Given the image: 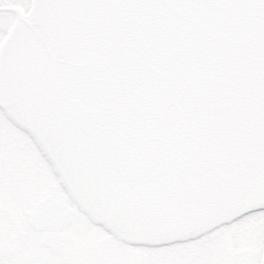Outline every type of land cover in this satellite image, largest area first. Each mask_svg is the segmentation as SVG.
Masks as SVG:
<instances>
[{
  "label": "snow or ice",
  "instance_id": "snow-or-ice-1",
  "mask_svg": "<svg viewBox=\"0 0 264 264\" xmlns=\"http://www.w3.org/2000/svg\"><path fill=\"white\" fill-rule=\"evenodd\" d=\"M0 264H264V0H0Z\"/></svg>",
  "mask_w": 264,
  "mask_h": 264
},
{
  "label": "rangeland",
  "instance_id": "rangeland-1",
  "mask_svg": "<svg viewBox=\"0 0 264 264\" xmlns=\"http://www.w3.org/2000/svg\"><path fill=\"white\" fill-rule=\"evenodd\" d=\"M74 225L75 227L73 232L55 236L56 238H48L45 233L36 234V239L38 240V248L36 249L37 253L43 257L48 256V258L62 255L59 253L62 249L61 240L67 242L68 248L71 251H76L75 249L90 250L92 248H99L103 245L104 242L100 243V239L97 238V232H93L91 234L89 233L91 223L87 217L83 216L79 212H76ZM72 241H76L75 246L70 243ZM240 251L243 252L244 249H241Z\"/></svg>",
  "mask_w": 264,
  "mask_h": 264
},
{
  "label": "flooded vegetation",
  "instance_id": "flooded-vegetation-1",
  "mask_svg": "<svg viewBox=\"0 0 264 264\" xmlns=\"http://www.w3.org/2000/svg\"><path fill=\"white\" fill-rule=\"evenodd\" d=\"M13 10H16V11H19L21 14L23 13V9H19V8H15ZM45 235H47L46 237L48 238H56L55 236L56 235H53V234H49V233H45ZM58 241V240H57ZM103 239H100V243H103ZM61 251L59 252L60 254L62 255H75V254H79L85 250H78V249H75L76 251H71L69 248H68V244L66 241H62L61 240ZM45 258H48V256H45Z\"/></svg>",
  "mask_w": 264,
  "mask_h": 264
},
{
  "label": "water",
  "instance_id": "water-1",
  "mask_svg": "<svg viewBox=\"0 0 264 264\" xmlns=\"http://www.w3.org/2000/svg\"><path fill=\"white\" fill-rule=\"evenodd\" d=\"M24 13H22V15H23Z\"/></svg>",
  "mask_w": 264,
  "mask_h": 264
}]
</instances>
